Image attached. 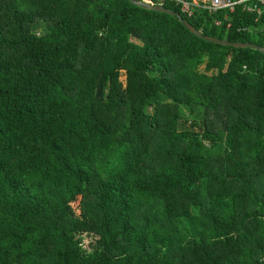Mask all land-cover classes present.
I'll return each instance as SVG.
<instances>
[{
    "label": "trees",
    "instance_id": "obj_1",
    "mask_svg": "<svg viewBox=\"0 0 264 264\" xmlns=\"http://www.w3.org/2000/svg\"><path fill=\"white\" fill-rule=\"evenodd\" d=\"M149 2L264 47L241 6ZM0 264H264V54L129 0H0Z\"/></svg>",
    "mask_w": 264,
    "mask_h": 264
},
{
    "label": "built area",
    "instance_id": "obj_2",
    "mask_svg": "<svg viewBox=\"0 0 264 264\" xmlns=\"http://www.w3.org/2000/svg\"><path fill=\"white\" fill-rule=\"evenodd\" d=\"M175 2L181 5V11L188 16L191 15V6H199V4H193L192 0H175ZM202 7L212 12L226 9L232 12L236 6H241L243 11L255 15L257 18L264 16V0H201ZM219 25V22H215ZM264 34V27H263Z\"/></svg>",
    "mask_w": 264,
    "mask_h": 264
},
{
    "label": "water",
    "instance_id": "obj_3",
    "mask_svg": "<svg viewBox=\"0 0 264 264\" xmlns=\"http://www.w3.org/2000/svg\"><path fill=\"white\" fill-rule=\"evenodd\" d=\"M129 2L135 6H139L141 8L149 9L156 12H161L168 14L170 16H173L178 19V21L192 34L198 37L199 39H202L209 43H214L217 45H223V46H230V47H239V48H252L255 49L262 54H264V47L257 46L251 43H241V42H229L224 39H218V38H211L208 36H205L198 32L196 29H193L190 24L184 20L181 15L173 10H169L167 8H164L162 6L154 5L149 2V0H129Z\"/></svg>",
    "mask_w": 264,
    "mask_h": 264
},
{
    "label": "rangeland",
    "instance_id": "obj_4",
    "mask_svg": "<svg viewBox=\"0 0 264 264\" xmlns=\"http://www.w3.org/2000/svg\"><path fill=\"white\" fill-rule=\"evenodd\" d=\"M120 79L122 80V82L125 81V75L123 72L121 73ZM152 111H153V107L152 106L148 107V112H152ZM78 200L79 197H77V199L71 203L70 207L73 212H78V206H77ZM90 242H92V238L90 237L84 238L82 242V247H88L90 245Z\"/></svg>",
    "mask_w": 264,
    "mask_h": 264
},
{
    "label": "crops",
    "instance_id": "obj_5",
    "mask_svg": "<svg viewBox=\"0 0 264 264\" xmlns=\"http://www.w3.org/2000/svg\"><path fill=\"white\" fill-rule=\"evenodd\" d=\"M201 2V0H192L193 4H199Z\"/></svg>",
    "mask_w": 264,
    "mask_h": 264
}]
</instances>
